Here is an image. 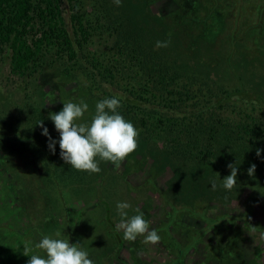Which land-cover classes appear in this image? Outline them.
<instances>
[{"label":"rangeland","instance_id":"374dc122","mask_svg":"<svg viewBox=\"0 0 264 264\" xmlns=\"http://www.w3.org/2000/svg\"><path fill=\"white\" fill-rule=\"evenodd\" d=\"M60 11L73 56L54 46L18 76L0 44V264H28L25 246L64 226L94 264H264V0H61ZM112 95L139 130L135 151L93 174L49 151L40 120L58 139L50 113L80 99L93 112ZM229 164L226 191L216 177ZM123 200L158 243L123 238Z\"/></svg>","mask_w":264,"mask_h":264},{"label":"clouds","instance_id":"9594fccd","mask_svg":"<svg viewBox=\"0 0 264 264\" xmlns=\"http://www.w3.org/2000/svg\"><path fill=\"white\" fill-rule=\"evenodd\" d=\"M114 3L119 6L121 0H114ZM169 43L170 41H157L156 47H167ZM104 87L107 88L108 85L105 84ZM121 100L122 97L117 95L98 100L93 112H89V104L84 99L64 102L62 110L50 113V119L59 134L58 139L50 135L41 120L37 123L42 129L41 134L48 139L49 151L55 153L58 144L63 161L75 170L88 174L100 173L101 161L113 164L122 161L136 150L139 130L120 113ZM86 113L90 119L85 117ZM262 151L264 150L257 149L256 155L260 156ZM228 168L229 175L223 179L218 175L216 177L226 191L237 185V167L229 164ZM254 171L253 164L248 169V174L252 175ZM216 180L211 183L213 189L217 187ZM132 208L133 205L127 200L117 201L115 205L121 218L119 227L123 230V238L135 241L139 236H144L145 242L158 243L160 235L155 229H150L149 222L139 209H135L136 214L129 215L128 210ZM64 227L49 235H41L38 241L30 242L31 248L25 246V251L32 253L27 255L30 257L28 264H94L82 244L69 243L68 237L63 234ZM32 249L38 251L32 252Z\"/></svg>","mask_w":264,"mask_h":264},{"label":"trees","instance_id":"16d2710c","mask_svg":"<svg viewBox=\"0 0 264 264\" xmlns=\"http://www.w3.org/2000/svg\"><path fill=\"white\" fill-rule=\"evenodd\" d=\"M40 1L44 8L38 6L37 9L34 5L38 11L36 17L40 25L36 31V24L33 22L35 15L32 12L34 6L30 0H0V44L7 45L10 50V73L12 74L24 76L31 72L32 67L37 66L43 55L54 46L66 47L69 57L74 55L71 39L63 28L61 0ZM218 14L221 15V13ZM210 16L211 14L208 13L206 18ZM75 19L76 17L72 16V20ZM79 25L81 24H77V30L75 29L76 35L82 32ZM29 33H32L31 38H28ZM252 33L255 32L252 30ZM228 218L234 219V217ZM182 255V252L179 253V257Z\"/></svg>","mask_w":264,"mask_h":264},{"label":"crops","instance_id":"0c3cea01","mask_svg":"<svg viewBox=\"0 0 264 264\" xmlns=\"http://www.w3.org/2000/svg\"><path fill=\"white\" fill-rule=\"evenodd\" d=\"M132 264H134V262Z\"/></svg>","mask_w":264,"mask_h":264}]
</instances>
